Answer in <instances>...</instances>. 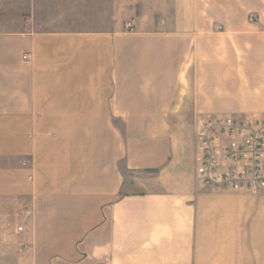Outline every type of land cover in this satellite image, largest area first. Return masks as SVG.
I'll return each instance as SVG.
<instances>
[{
	"label": "crops",
	"instance_id": "0c3cea01",
	"mask_svg": "<svg viewBox=\"0 0 264 264\" xmlns=\"http://www.w3.org/2000/svg\"><path fill=\"white\" fill-rule=\"evenodd\" d=\"M209 112L264 115V0H0V264H264V191L197 177ZM188 114L194 180L128 177Z\"/></svg>",
	"mask_w": 264,
	"mask_h": 264
},
{
	"label": "built area",
	"instance_id": "2783aa9c",
	"mask_svg": "<svg viewBox=\"0 0 264 264\" xmlns=\"http://www.w3.org/2000/svg\"><path fill=\"white\" fill-rule=\"evenodd\" d=\"M250 19L255 20V15ZM126 27L133 29L134 23L128 21ZM197 141L196 173L203 185L216 190L264 191V115L202 114L197 120ZM17 230L23 231L24 225L18 224ZM27 247L23 242L20 250Z\"/></svg>",
	"mask_w": 264,
	"mask_h": 264
},
{
	"label": "rangeland",
	"instance_id": "374dc122",
	"mask_svg": "<svg viewBox=\"0 0 264 264\" xmlns=\"http://www.w3.org/2000/svg\"><path fill=\"white\" fill-rule=\"evenodd\" d=\"M120 14V11H118ZM181 129L165 131L166 134H170L174 141V154L170 156V161L164 167H147L144 169L133 170L130 172L124 165V162L120 163L123 171L128 173V177H139L145 178V173L150 174L152 178L148 177L149 186L159 187V188H174L182 184H186L188 181L194 180L195 177V161H194V151L196 146V126H195V116L194 115H182L181 117ZM130 131H122L125 135ZM133 135L141 132H147L150 135L149 143L155 144L159 140L157 136L162 131H132ZM158 134V135H157ZM159 137V136H158ZM168 137H166L167 139ZM169 139V138H168ZM134 145H140V142H135ZM138 154L139 152L136 151ZM141 154H144L141 152ZM130 172V173H129ZM141 172V173H139ZM144 172V173H142ZM143 176V177H142ZM131 189H141L142 187L147 188L148 183L136 185L132 184ZM262 200H260V206H262ZM258 205V203H256Z\"/></svg>",
	"mask_w": 264,
	"mask_h": 264
}]
</instances>
